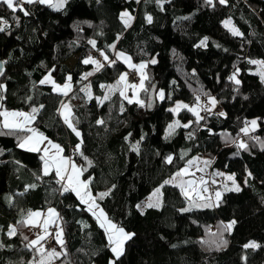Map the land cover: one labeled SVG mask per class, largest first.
<instances>
[{"label":"trees","instance_id":"trees-1","mask_svg":"<svg viewBox=\"0 0 264 264\" xmlns=\"http://www.w3.org/2000/svg\"><path fill=\"white\" fill-rule=\"evenodd\" d=\"M24 8L29 15L0 3V59L7 62L0 110L34 117L31 128L0 126V264H39L42 243L31 242L41 231L30 228L27 217L48 207L57 208L66 234L62 245L55 241L62 253L52 264H264V80L250 62L264 59V0H66L59 10L39 3ZM126 12L130 23L122 18ZM228 18L241 35L224 27ZM121 51L147 63L141 102L121 95L118 80L128 69L117 57ZM94 53L108 60L101 55L104 66L86 78L93 65L83 60ZM73 56L78 60L70 66ZM46 75L56 83L71 76L79 136L61 118L64 94L41 83ZM155 84L156 107L148 109ZM200 93L205 101L197 100ZM210 96L225 115L198 120L189 109L178 116L170 109L177 100L203 106ZM178 118L188 126L165 137ZM254 119L259 127L246 134L247 147L241 148V129ZM32 130L61 144L69 158L76 147L74 161L94 193L109 189L99 206L134 233L118 259L86 204L64 190L54 170L44 172L40 151L20 147ZM195 156L207 158L212 172L237 179L244 174L245 185L225 190L215 205L186 208L184 192L165 181ZM160 186L161 206L141 211L139 202ZM253 243L258 247H245Z\"/></svg>","mask_w":264,"mask_h":264},{"label":"rangeland","instance_id":"rangeland-1","mask_svg":"<svg viewBox=\"0 0 264 264\" xmlns=\"http://www.w3.org/2000/svg\"><path fill=\"white\" fill-rule=\"evenodd\" d=\"M58 2L59 1H57V0H53V3H58ZM126 13H128V12H126ZM125 19H126L127 23H130L132 21V15L129 14L128 16H125ZM226 21L230 22V24L228 26H226V24H225ZM223 25L227 29L229 28L231 32H232L233 28H235L236 30H238L240 32V30L236 26L233 25L231 18L225 19L223 21ZM202 44L206 45V42L203 41ZM116 53H117V57L120 60L122 59V61L127 65V68H128L126 71L122 72V74H125V73L127 74L126 80L125 81H121L120 78L118 80V82H119L118 84L122 88L121 91H124L125 95L129 99H131L133 102L134 101L141 102L140 92H141V90L144 89V87L146 85L145 82H146V80L148 78V74L146 73V65H147V63L143 62L145 67H144V69L142 71L138 67L134 68L137 71V74H138L139 78H138L137 81L131 83L128 80V78H129L128 77V70L133 68V67H130V64L138 66V65H140L142 63L133 62V60H131L129 55L124 53V52H122V51L121 52H116ZM118 53H123L124 56H118ZM125 57L130 58V60H126ZM91 58L95 59L93 56H91ZM77 60H78V56H73L67 61V63H68V65L73 66L77 62ZM95 60H97V59H95ZM97 61H99L104 66V60L103 59H100V60H97ZM255 61H264V59L263 58L262 59H256ZM92 65H93V67L88 72H86L84 74V76L86 78H90V76L92 74H94L95 72L99 71L103 67L102 66V67H100L97 70V66L95 64H92ZM255 68L256 69H254L253 71L255 73H257L262 80H264V78H262V76L260 74L262 71H264V69H262L261 65L260 64H256ZM88 73H92V74L91 75H87ZM142 78H143V88L137 87V89H132L131 87H126V85H132V84H136V85L139 86V84L141 83ZM45 82H49L50 84H52L53 85V89L56 92H60V93L64 94V101H63V105H62L63 107L61 109L62 110V120L66 122L65 117H67L68 121L72 124V128H75V122L73 120L74 119L73 117H75V114L73 112V109H71V101H72V99L69 100V101L67 99L69 94L74 90L72 83L70 81H68L66 83H56L54 78L51 77V75H46ZM65 84H69L70 85V88L66 90L67 94H65V90L63 88V86ZM84 87L88 91L87 93L89 95L93 94L92 90H91V87H89V86L87 87V84H85ZM161 92L162 91H160L158 94L160 95ZM210 98H215V97L214 96L208 97L207 101L203 102V106L202 105L197 106V105H195L193 103H190V102H185L183 100H177V102L173 103L170 106V109L174 112V114L176 116H178V112L180 110H182V109L195 108L196 111L201 116L200 112H201L202 108H206L207 106H211L213 108L215 106V105L213 106L211 104ZM215 100H216V98H215ZM178 104H180V105H188V108H184V107L177 108ZM216 105H217V103H216ZM5 111H7L9 113H13V112L26 113V114H29L30 116H32V114L30 112H28V111L25 112V111H19V110L13 111V110H5V109L3 110L2 109V110H0V113L5 112ZM196 118H197V116H196ZM4 119H5L4 116L1 115L0 116V126H3ZM32 119H30L28 121H25V118L23 116L9 117L10 122H15L16 124L19 125V127H16V128H22V129L31 128V120ZM254 120L257 122L254 127L251 124V121H253V120L249 121V123H250L249 125H245L243 127V128H245V127L248 128V133L255 132V130L259 127V122L257 121V119H254ZM66 124L69 126L68 122H66ZM180 124H182L184 126V125H187L188 123L181 122V119L178 118L177 120H175L174 122L169 124V126L171 125L173 127L170 129V127L168 126V130L165 133V137L168 138V136L171 135V133L175 130V128L179 127ZM242 133L244 134L245 132L242 131ZM41 134L44 137V139L41 138ZM29 137H31V140H29L27 143H25V141ZM21 144H24V146L21 147ZM53 145H59V144L56 143L54 140H52L50 137L48 138L46 135H44V133H41L40 131H36V130H32L31 133L20 142V147L23 148V149H26V150L29 149L30 150L31 148L35 147L36 149H38V150H36L37 152L40 151V153L42 154V158H43V165H44L43 166V170H44L45 173H50L52 170H54L57 173V167L60 166L61 158H63L64 160H67L68 163L66 165H64V167L67 169V171L63 172V178H61V175L57 174L58 177H59V180L61 182L62 181L64 182L65 173H67L68 171H71L70 175H72V166L73 165H75V167L77 169H80V172L78 173L79 181H81V182H89L88 183V188L87 189H83L78 183H76L75 178H74L73 183L71 185L69 184V182L67 180L66 185L70 189H73L75 192L78 189L81 192V195H84L85 191L90 193L92 199H89V197L87 195H84V200L87 201V203L84 202V204H86L88 209L91 207L92 211H90V212L92 214H93V212H95L96 215H94V217H97V215H99L100 211L102 210V207L99 206L97 198L100 197L101 193H108L109 189L94 193V191L92 190L91 184H90V180L88 178H86L84 176L83 172H82V167H80L79 164L76 161L71 160L68 156L66 157L65 153H63V148H62L61 145H59V146H60V149L62 151H59L58 149L54 148ZM46 162H47V168H46ZM185 169H187L186 172L184 171ZM177 173H182V175H177ZM177 173L174 174L173 176H171L167 181H171L170 183H172V184L174 183V184L178 185L181 188V191H183L185 196L188 198V205H189V206H187L188 209L204 208V207H206L208 205L211 206V204H212L211 202H213L214 199L216 201L218 199H220L221 196L223 195V193L225 192V190L234 189L233 181H230V180L227 179V177L230 176V175L234 176L233 174H223L222 173V177L223 178L222 179L218 178V179L220 181L219 183H221V184L223 183V189L222 190L211 191L210 190V183H212V178H213V176H212L213 173L212 172L208 171V173L206 175L205 171L203 169L202 170H198V169H195V168H193V169L191 168V170H190L189 168H186V167L183 166L181 168V170L179 172H177ZM214 179L218 180L216 177ZM216 180L213 183H217ZM234 180H235V184L239 185L240 189H241V187L243 185H245V175L244 174L241 175L240 179H237L234 176ZM170 183H168V184H170ZM217 192L221 193L220 197L216 196ZM161 198H162V188L160 186V188L155 189L154 191H152V193L149 194L148 197H146L144 200L139 202L138 208L141 211H145L147 208H149V207H147V205L149 203H151L154 207H160L161 206V203H160L161 202ZM98 221H99V223H101L100 220H98ZM58 235H59L60 240H61L62 237L60 236V233ZM107 235H108V233H107ZM43 239H44V237H43ZM43 239L40 240L42 244H44V240ZM56 240H57V238H56ZM58 243L60 245H62L60 242H58ZM54 250H55V252L60 253V255H61L62 252L60 251L59 248H55ZM37 251L41 255L38 258L37 263H39V264H47V263L55 262V258L57 257V255H50V253H52V251H46V250L44 251V245H43V247H42V245L39 246ZM60 255H58V256H60Z\"/></svg>","mask_w":264,"mask_h":264},{"label":"snow or ice","instance_id":"snow-or-ice-1","mask_svg":"<svg viewBox=\"0 0 264 264\" xmlns=\"http://www.w3.org/2000/svg\"><path fill=\"white\" fill-rule=\"evenodd\" d=\"M66 2V0H59L58 3H53V0H0V3H3L5 5H7V7L9 9H11L13 12H16V11H20L22 12L25 16L29 15L30 13L28 12L27 9L24 8V5L25 4H35V3H39V4H48L49 6L51 7H55L57 10H59L60 8L63 7L64 3ZM209 3L212 2V0H208ZM219 2L221 4H224L227 2V0H219ZM129 14L128 13H123L122 14V18L124 16H128ZM13 19H17L15 16L13 17ZM147 20L149 23H151V17H147ZM4 23L6 24L7 21H4ZM127 23V21H126ZM226 26H228L230 24L229 21H226L225 22ZM0 31H4V28L0 27ZM232 32L234 35H241V33H239L238 30H236L235 28L232 29ZM89 43H91L93 45V47H95V41H89ZM111 47L115 48V45H112ZM102 56H104V60H108V57L106 55H104L103 53H101ZM118 56H124L123 53H118ZM126 60H130V58L128 57H125ZM115 61H111V63H114ZM251 63L253 64H260L262 69H264V61H250ZM83 63L84 64H89V63H92V64H95L97 66V70L102 67L103 65L95 60V59H92L91 57L83 60ZM151 63H156L155 60H152ZM130 67H133V68H136L138 67L141 71L144 69L145 65L142 63L140 65H131L130 64ZM3 73L0 72V75H2ZM92 73H88L87 75H91ZM261 76L262 78H264V71H262L261 73ZM126 77H127V74H122L121 77H120V80L121 81H125L126 80ZM230 79H235V75H233V77H230ZM68 80L70 81L71 80V76L68 77ZM45 81L42 80L41 83H44ZM235 82L237 84L240 83L239 80H235ZM119 83V82H118ZM126 87H131L132 89H137V87L139 88H143V78L141 80V83L138 85L136 84H132V85H126ZM3 86L0 85V89H2ZM64 90H65V94H67V89L70 88V85L69 84H65L63 86ZM121 95L124 96L125 99H129L124 91H121ZM160 97L161 99L164 98V93L161 92L160 93ZM108 97H104V99H107ZM197 100H199V97H197ZM210 101H211V104L214 106L217 101L215 100V98H210ZM133 101L131 99H129V103H132ZM139 102V101H137ZM180 107H184V108H188V105H180L178 104L177 105V108H180ZM190 111H192L196 116H197V119L200 120V119H204V117H201L199 115V113L196 111L195 108H191L189 109ZM208 111H211V109H207ZM36 109H33V112H35ZM0 115H3L4 116V122H3V127L4 128H16V127H19L18 124H16L15 122H10L9 120V117H16V116H23L25 118V121H28L30 119H32V116H30L29 114H26V113H16V112H13V113H9L7 111L5 112H2L0 113ZM219 115L223 116L225 115V113L221 112L219 113ZM66 119V122L69 123V127H72V124L68 121V118L65 117ZM98 123H103V121H98ZM256 121L253 120L251 121V124L252 126L254 127L256 125ZM185 127H187L188 125H184ZM170 129L173 127V126H169ZM73 131H76L75 128H73ZM241 131L245 132V134L248 133V128L245 127L243 129H241ZM76 135L79 136L80 133L78 131H76ZM41 138L44 139V137L42 136L41 134ZM29 140H31V137L27 138V140L25 141V143H27ZM24 144H21V147H23ZM241 148H246L247 145L244 144V143H241L239 145ZM54 148L58 149L59 151H62L60 149V146L59 145H53ZM79 147V146H78ZM133 148L135 149L136 148V145H133ZM30 150L32 151H36L38 149H36L35 147L31 148ZM171 157H168V161L171 162ZM68 163L67 160H64L63 158H61L60 160V166L57 167V174L58 175H61V178H63V172H66L67 169L64 167V165H66ZM46 168H47V162H46ZM185 172L187 171V169L184 170ZM80 172V169H77L75 167V165L72 166V175H69L68 176V182L69 184L71 185L73 183V180L75 178V181L76 183H78L83 189H87L88 188V183L89 182H81L79 181V176H78V173ZM177 175H182V173H177ZM222 175V174H221ZM249 175H251V173H249ZM228 180L230 181H233V184H234V189L235 191H240V187L239 185H236L235 184V180H234V176H228L227 177ZM171 181H165V183H170ZM65 191H68V188H65L64 189ZM76 194L78 196H80L81 200L85 203H87L86 200H84V195H87L89 197V199H92L91 195L89 192L85 191L84 195H81V192L77 189L76 190ZM108 195V193H101L100 194V198H103L104 196ZM221 193L217 192L216 193V196L217 197H220ZM98 207V206H97ZM147 207L151 208L153 207V205L151 203H149L147 205ZM188 209H185V211H187ZM89 211H92V208L90 207L89 208ZM31 216H35V217H39L41 215V213L39 212H35V213H31L30 214ZM52 215H55V210L54 209H49V216L51 217ZM93 215H96L95 212H93ZM97 219L101 221V227L105 228L106 229V232L108 233V239L110 241V243L113 245L112 248H111V251L114 253L116 259H118L121 255H123V246L125 244V242L129 239L132 238V236L134 235V233H127L125 232V230L122 228V227H118L116 224L112 223L106 216V214L103 212V210L100 211L99 215H97ZM235 224V221H233L232 223H230L229 225H227V228L228 229H231V227ZM47 226V221L45 222V227ZM15 234V228H12L11 231L9 232V235H13ZM58 242H60L61 244L63 243L62 240H60V237L59 235L56 237ZM43 239V237H38L37 240H34L32 241L31 243L33 245L39 243V241ZM226 243V241H225ZM245 247H258V245H256L255 243L253 244H250V245H246ZM50 255H60V253H57L55 252V250L52 251V253H50ZM112 264H115V261H112Z\"/></svg>","mask_w":264,"mask_h":264},{"label":"crops","instance_id":"crops-1","mask_svg":"<svg viewBox=\"0 0 264 264\" xmlns=\"http://www.w3.org/2000/svg\"><path fill=\"white\" fill-rule=\"evenodd\" d=\"M67 99H68V101L69 100H71L72 99V101H71V109H72V107L76 104V98H74L73 96H70V94H69V96L67 97ZM63 105V103L61 104V106H60V108H59V110H60V115H61V118H62V106ZM206 107V106H205ZM215 107H216V104H215V106L212 108L211 106H207L206 107V109H215ZM6 110V109H5ZM32 120H31V124L33 123V120H34V117L32 116ZM74 119V122H75V126L77 125V122H78V120L76 119V116L75 117H73ZM65 122V121H64ZM66 123V122H65ZM37 131V130H36ZM31 133V132H30ZM61 145V144H60ZM62 146V145H61ZM62 148H63V146H62ZM63 153H65L64 152V148H63ZM65 155H66V153H65ZM66 157H67V155H66ZM195 161V162H194ZM210 162H209V160L207 159V158H200V157H197V156H195V157H192V159H191V161L186 165V166H184V167H186V168H189L190 170H191V168L193 169V168H195V169H198V170H204L205 171V174L207 175V173H208V171L209 172H212V170H211V168H210ZM48 172V171H47ZM70 172L71 171H68L67 173H65V179H64V182L62 181V184H63V186L65 187V188H68V189H70L67 185H66V183H67V180H68V176L70 175ZM83 172V171H82ZM56 173V172H55ZM213 174H212V176H213V178H212V183L216 180V179H214L215 177L218 179V178H223L222 177V173L223 172H219V171H217V172H212ZM223 174H230V173H223ZM56 175H57V173H56ZM217 181V183H219L220 181H219V179L218 180H216ZM172 184V183H171ZM174 184V183H173ZM214 184V183H213ZM223 184V183H222ZM174 185H176V184H174ZM67 186V187H66ZM176 186H178V185H176ZM179 187V186H178ZM180 188V187H179ZM181 189V188H180ZM70 190H72V191H74L73 189H70ZM233 190V189H232ZM75 192V191H74ZM75 194H76V192H75ZM77 195V194H76ZM78 196V195H77ZM80 198V197H79ZM99 198V197H98ZM98 198H97V201H98ZM81 199V198H80ZM214 199V198H213ZM212 199V200H213ZM219 200V199H218ZM217 200V201H218ZM215 199L213 200V202H211L212 204L211 205H215V203L217 202ZM83 202V201H82ZM201 202V201H200ZM187 206H189V205H187ZM187 208V207H186ZM49 209H54L55 210V215H52L51 217L49 216ZM35 212H39V213H41V215L39 216V217H35V216H31V215H29L28 217H27V224H28V226L30 227V228H35L36 230H40L41 231V235H40V237H46L47 236V234H48V232L50 231V228L51 227H53V225H55L56 224V222L59 220V219H61L60 218V214H59V211L57 210V208H54V207H48L47 209H42V210H36V211H33V212H31V213H35ZM94 216V215H93ZM97 218V217H96ZM98 220V219H97ZM47 221V226L45 227V222ZM99 222V221H98ZM99 224H101V223H99ZM57 229H58V231H57V234H56V237H57V235L60 233V236L62 237V241L64 242V239H65V232H64V230L60 227V224L58 223V226H57ZM106 230V229H105ZM126 232V231H125ZM43 245L44 244H42V247H43ZM113 246V245H112ZM124 247V246H123ZM123 250H124V248H123ZM61 256V255H60ZM60 256H57L56 258H55V261L60 257ZM52 263H54V262H52ZM52 263H47V264H52Z\"/></svg>","mask_w":264,"mask_h":264},{"label":"built area","instance_id":"built-area-1","mask_svg":"<svg viewBox=\"0 0 264 264\" xmlns=\"http://www.w3.org/2000/svg\"><path fill=\"white\" fill-rule=\"evenodd\" d=\"M94 57H95V59H98V60L101 59V55L98 54V53H94ZM128 77H129L128 80L131 83L137 81L138 78H139V76L137 74V71L134 68L128 70ZM200 100L205 101L206 100V95L203 94V93H200L199 94V101ZM199 101H197L196 104H199ZM221 111H222V106L220 104H218L213 111L212 110L208 111V110L203 109L201 114H202L203 117H207V116H211V113H214V112L215 113H220ZM240 140H241L242 143L246 142V140H247L246 134L242 135L240 137ZM71 149H72L71 150L72 154L70 156V159L71 160H75L74 159L75 156H73V155L77 151V148L76 147H72ZM78 164L80 166V163H78ZM222 189H223V184H221V183H214V184L210 183V190L211 191L222 190ZM58 223L61 225L62 224V219H59L56 222V224L53 225V227L50 228V231L48 232V235L44 239V248H45L46 251H53L54 248H55L56 234H57V231H58V229H57Z\"/></svg>","mask_w":264,"mask_h":264},{"label":"water","instance_id":"water-1","mask_svg":"<svg viewBox=\"0 0 264 264\" xmlns=\"http://www.w3.org/2000/svg\"><path fill=\"white\" fill-rule=\"evenodd\" d=\"M6 64H7L6 60L0 59V72L3 73L2 75H0V78H2L7 71ZM156 90H157V85L155 84L149 89L147 93L148 96H147L146 106L148 107V109H154L156 107V103H157Z\"/></svg>","mask_w":264,"mask_h":264}]
</instances>
